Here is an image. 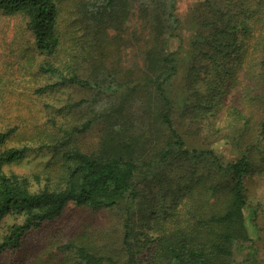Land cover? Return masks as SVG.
<instances>
[{
	"label": "trees",
	"instance_id": "trees-1",
	"mask_svg": "<svg viewBox=\"0 0 264 264\" xmlns=\"http://www.w3.org/2000/svg\"><path fill=\"white\" fill-rule=\"evenodd\" d=\"M178 1L0 0L31 38L18 66L48 118L30 146L0 149V225L12 220L0 258L74 205L113 212L117 246L82 232L45 264H243L235 254L260 231L252 216L251 237L246 183L264 153V0H195L184 21ZM91 129L96 148L72 144ZM38 149L59 157L43 180L5 172Z\"/></svg>",
	"mask_w": 264,
	"mask_h": 264
},
{
	"label": "rangeland",
	"instance_id": "rangeland-1",
	"mask_svg": "<svg viewBox=\"0 0 264 264\" xmlns=\"http://www.w3.org/2000/svg\"><path fill=\"white\" fill-rule=\"evenodd\" d=\"M194 1H178L176 14L182 21L185 20ZM22 25L23 22L19 18H7L0 15V131L13 129L10 138L0 149L23 144L30 146L31 144L26 141L35 139L37 134L43 137L48 124L44 108L45 98L32 94L33 77L23 65L18 66L21 62L19 60L22 51L25 48L28 49L31 40L30 36H26V32L22 31ZM130 27L134 28L132 24ZM189 32L186 27L182 32V37L186 39ZM178 45V39L174 38L168 47L172 51ZM30 72L35 74L31 70ZM66 94L71 100L84 97V94L76 89L67 90ZM71 119V117L68 118V125L72 123ZM72 142L84 151H91L97 146L96 131L91 129L76 137ZM226 142V140H221L214 145V148L222 158L230 159L233 149ZM53 156L52 152L47 149L34 150L27 153L26 158L21 162L6 166L4 170L7 174L12 173L29 178L33 174H38L43 180L47 170L51 169L52 172L59 167V157ZM258 156H255L256 168L246 183L248 194L246 218L251 237L255 238L257 237V232H254L256 228L251 226L249 220L252 216L255 217V223L260 230L259 239L253 245L252 250L244 248L235 254L236 260L242 261L243 264H264V168L261 165L264 153ZM11 223V218H6L0 225V239L5 233L6 226ZM120 226V219L113 212L91 211L68 205L58 218L29 232L19 251L4 253L0 258V264H45L44 253L47 258L49 257L46 251L50 252L61 240L81 237L82 232L92 234L91 240L95 239V242L102 246L112 247L115 244L117 246L121 234ZM52 258L59 259L60 256L56 255Z\"/></svg>",
	"mask_w": 264,
	"mask_h": 264
}]
</instances>
